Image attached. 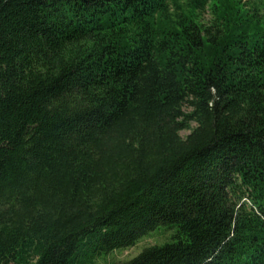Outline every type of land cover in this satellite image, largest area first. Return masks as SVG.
Here are the masks:
<instances>
[{"label":"trees","instance_id":"obj_1","mask_svg":"<svg viewBox=\"0 0 264 264\" xmlns=\"http://www.w3.org/2000/svg\"><path fill=\"white\" fill-rule=\"evenodd\" d=\"M160 226L114 264H264V0H0V264Z\"/></svg>","mask_w":264,"mask_h":264},{"label":"rangeland","instance_id":"obj_2","mask_svg":"<svg viewBox=\"0 0 264 264\" xmlns=\"http://www.w3.org/2000/svg\"><path fill=\"white\" fill-rule=\"evenodd\" d=\"M183 134H186V132ZM173 233L174 229L168 228L167 226H160L146 237H143L135 246L117 249L109 254L101 255V257L98 256L95 259V264H114L129 260L134 256H137V254L140 253L146 246L163 244L166 241H170Z\"/></svg>","mask_w":264,"mask_h":264}]
</instances>
